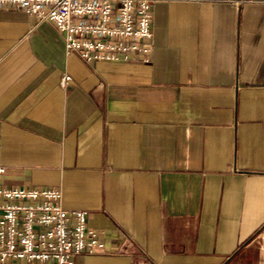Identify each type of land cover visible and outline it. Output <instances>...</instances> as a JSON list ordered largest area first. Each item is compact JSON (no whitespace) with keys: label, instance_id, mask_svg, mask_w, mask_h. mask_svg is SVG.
I'll return each mask as SVG.
<instances>
[{"label":"crops","instance_id":"0c3cea01","mask_svg":"<svg viewBox=\"0 0 264 264\" xmlns=\"http://www.w3.org/2000/svg\"><path fill=\"white\" fill-rule=\"evenodd\" d=\"M152 11L149 61H86L0 7V187L87 211L107 251L76 264H264V0Z\"/></svg>","mask_w":264,"mask_h":264},{"label":"built area","instance_id":"2783aa9c","mask_svg":"<svg viewBox=\"0 0 264 264\" xmlns=\"http://www.w3.org/2000/svg\"><path fill=\"white\" fill-rule=\"evenodd\" d=\"M154 0H0L52 21L68 52L86 61L138 56L149 61ZM65 74L62 84L69 83ZM3 169L1 168V171ZM0 262L76 264L107 251V233L88 224L87 211L69 210L53 187H0Z\"/></svg>","mask_w":264,"mask_h":264}]
</instances>
